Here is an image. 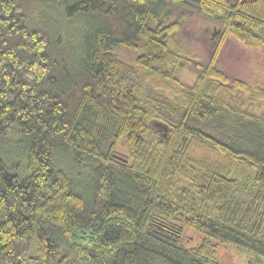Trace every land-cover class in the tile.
<instances>
[{
  "label": "trees",
  "instance_id": "16d2710c",
  "mask_svg": "<svg viewBox=\"0 0 264 264\" xmlns=\"http://www.w3.org/2000/svg\"><path fill=\"white\" fill-rule=\"evenodd\" d=\"M31 1L88 18L77 52ZM168 2L220 23L205 64ZM227 36L264 59V0H0V264H222L221 244L264 264V73L217 68Z\"/></svg>",
  "mask_w": 264,
  "mask_h": 264
},
{
  "label": "rangeland",
  "instance_id": "374dc122",
  "mask_svg": "<svg viewBox=\"0 0 264 264\" xmlns=\"http://www.w3.org/2000/svg\"><path fill=\"white\" fill-rule=\"evenodd\" d=\"M25 14L27 23L31 27H50L54 34H57L56 28H58L61 33H64L66 47L76 50V52L79 50V40L89 26V20L86 16L66 17L61 6H43L41 3L31 1L25 7ZM160 17L162 23L178 18L181 26L177 31V37L187 49L192 51L198 62L205 64L209 60L219 37L220 23L217 20L171 2L166 4V9L161 10ZM152 26L155 24L153 23ZM54 38L59 44L61 37L59 39L54 36ZM215 65L230 79L239 78L249 83L264 73L262 52L248 49L230 36H227L223 41L216 56ZM198 70L194 64H188L181 69L179 77L182 81L191 83ZM108 144L109 142L104 143L103 151L107 149ZM116 148L119 152L125 153L127 151L122 141L117 143ZM72 159V153L69 151L61 149L57 152V164L71 171L82 185H86L85 183H88L90 179L88 174L90 169L87 171L74 167ZM187 231L186 245L197 244L198 238L192 237L194 234L190 229ZM262 235L264 236V226ZM218 257L222 264H261L253 254L228 244H221L218 247Z\"/></svg>",
  "mask_w": 264,
  "mask_h": 264
}]
</instances>
